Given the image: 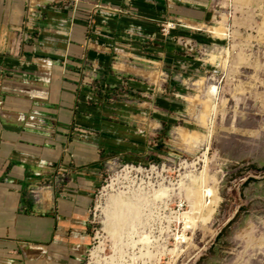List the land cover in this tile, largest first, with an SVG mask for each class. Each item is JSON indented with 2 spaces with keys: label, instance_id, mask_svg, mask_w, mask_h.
Listing matches in <instances>:
<instances>
[{
  "label": "crops",
  "instance_id": "obj_1",
  "mask_svg": "<svg viewBox=\"0 0 264 264\" xmlns=\"http://www.w3.org/2000/svg\"><path fill=\"white\" fill-rule=\"evenodd\" d=\"M216 19V0H0V264H83L108 166L166 123L161 26Z\"/></svg>",
  "mask_w": 264,
  "mask_h": 264
},
{
  "label": "rangeland",
  "instance_id": "obj_2",
  "mask_svg": "<svg viewBox=\"0 0 264 264\" xmlns=\"http://www.w3.org/2000/svg\"><path fill=\"white\" fill-rule=\"evenodd\" d=\"M216 1L217 19L194 37L175 36L179 27L167 36L176 47L166 62L168 77L150 78L154 88L166 89L153 96L154 105L166 109V123L161 128L153 121L135 158L122 156L108 166L95 196L92 243L83 264H264V0ZM189 38L196 41L194 51L183 44ZM214 86L220 93L216 113ZM211 128L212 143L197 142ZM158 171L176 189L170 198L149 196L148 176L157 181ZM204 171L207 185L218 189V207L189 229L184 216L193 213L194 200L186 188ZM121 195L127 202L115 206ZM145 234L149 241L142 240ZM183 235L186 242L179 240Z\"/></svg>",
  "mask_w": 264,
  "mask_h": 264
},
{
  "label": "bare ground",
  "instance_id": "obj_3",
  "mask_svg": "<svg viewBox=\"0 0 264 264\" xmlns=\"http://www.w3.org/2000/svg\"><path fill=\"white\" fill-rule=\"evenodd\" d=\"M215 34H218V35H221L223 37H226L228 36V33L224 30V28H214V31H213ZM227 59V58H226ZM219 88L217 86H214L212 89H211V93H210V96H211V99H213V105H211V111L215 112L217 111L218 109V105L215 101V98L218 97L219 95ZM212 101V100H210ZM210 106V105H209ZM205 118V117H204ZM212 123V122H211ZM213 124V123H212ZM213 127V126H212ZM215 128V127H214ZM213 128V129H214ZM212 128L210 129V131L207 133V134H202V135H198L196 137V140L197 142L198 141H201V142H205V141H208L210 144L212 143V139H213V136H214V130ZM196 136V134H195ZM194 138V136H192ZM195 139V138H194ZM207 157V160H208V155L206 156ZM207 162V161H206ZM206 164V163H205ZM190 165V164H189ZM188 166V165H187ZM195 166V165H194ZM127 168V167H126ZM132 168V167H131ZM130 168V169H131ZM189 168V167H188ZM132 170V169H131ZM136 170L138 172H143V169L138 167L136 168ZM126 171V170H125ZM156 169L154 168L153 169V172L155 173ZM129 172V171H128ZM146 172V171H144ZM192 172V171H191ZM151 173V172H150ZM157 176L156 177H161V179L157 180V181H154L153 180V176L149 175L148 176V181L146 182L148 188H149V196L152 198V199H164V198H170L173 196V192L174 190H176L175 188H170L168 185H167V178L164 177L161 172H156ZM128 175V174H127ZM127 177V176H126ZM188 178V177H187ZM119 179L116 178L115 180ZM206 179H207V174L206 172L204 171L202 173L201 176H198V175H195L193 176V182L195 184H192V185H197L195 187H191V184H190V187L188 186L187 189V193H188V196L193 198V202H194V209H193V213L192 212H188L185 214V219L187 221V228L189 229H196L198 226H199V223L201 222H205L204 220L206 219L207 216H209L211 214V209L212 208H215L217 209L218 207V202H219V199H215V197L213 198L214 196V190L213 188H210L208 185H207V182H206ZM185 180V179H183ZM145 182V181H144ZM183 182V183H182ZM186 182V181H185ZM190 182V181H189ZM145 184V183H144ZM189 184V183H188ZM186 184V186L188 185ZM180 185V184H178ZM112 186V185H111ZM185 184H184V181H181V188L182 190L185 188L184 187ZM182 192V191H181ZM185 193V194H187ZM146 194V193H145ZM176 194V193H175ZM179 194L181 195V193L179 192ZM184 194V193H183ZM148 196V194H147ZM176 197V196H175ZM173 199V198H172ZM174 200V199H173ZM131 201V199H130ZM126 199H124L121 195V198H117V199H114V205L117 206L119 204H123V203H126ZM164 202V201H162ZM135 203V202H134ZM161 203V202H160ZM168 203V202H167ZM132 204V203H130ZM170 205V204H169ZM132 206V205H130ZM124 207V206H123ZM122 207V208H123ZM127 207V205H126ZM136 207V206H134ZM125 208V207H124ZM127 209V208H126ZM127 212V211H126ZM128 213V212H127ZM132 213V212H131ZM199 214L200 213V216H197L195 214ZM110 214V213H109ZM108 214V215H109ZM120 215V214H119ZM110 216V215H109ZM125 216V215H124ZM128 217V216H127ZM130 217V216H129ZM115 220V219H114ZM117 221V220H116ZM115 221V222H116ZM114 222V221H113ZM116 225V224H115ZM116 227V226H115ZM111 231L113 232V230L111 229ZM142 240L143 241H149L150 240V235H143L142 237ZM141 240V241H142ZM179 240H185V242L188 240L187 236L186 235H183L182 237L179 236ZM190 240V239H189ZM136 242V241H135Z\"/></svg>",
  "mask_w": 264,
  "mask_h": 264
},
{
  "label": "built area",
  "instance_id": "obj_4",
  "mask_svg": "<svg viewBox=\"0 0 264 264\" xmlns=\"http://www.w3.org/2000/svg\"><path fill=\"white\" fill-rule=\"evenodd\" d=\"M179 26H181V25H179V23H176V22H166L161 26L162 27L161 32L165 37H167V36H169V34L171 33L172 30H175ZM181 41H182V39H181ZM183 44L191 51H194L196 49V41L194 38H189V39L185 40V42ZM32 193L37 194L35 190H32ZM91 254L92 253L90 251V255Z\"/></svg>",
  "mask_w": 264,
  "mask_h": 264
}]
</instances>
